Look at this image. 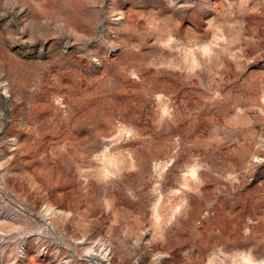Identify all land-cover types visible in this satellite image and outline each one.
<instances>
[{"label": "rangeland", "instance_id": "obj_1", "mask_svg": "<svg viewBox=\"0 0 264 264\" xmlns=\"http://www.w3.org/2000/svg\"><path fill=\"white\" fill-rule=\"evenodd\" d=\"M0 264H264V0H0Z\"/></svg>", "mask_w": 264, "mask_h": 264}]
</instances>
